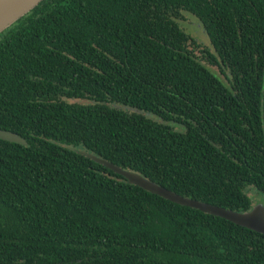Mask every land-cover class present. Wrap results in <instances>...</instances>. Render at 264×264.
Returning <instances> with one entry per match:
<instances>
[{
    "label": "trees",
    "instance_id": "trees-1",
    "mask_svg": "<svg viewBox=\"0 0 264 264\" xmlns=\"http://www.w3.org/2000/svg\"><path fill=\"white\" fill-rule=\"evenodd\" d=\"M0 128L27 142L0 138V264H264V234L81 152L233 210L264 199V0H41L0 32Z\"/></svg>",
    "mask_w": 264,
    "mask_h": 264
},
{
    "label": "water",
    "instance_id": "water-1",
    "mask_svg": "<svg viewBox=\"0 0 264 264\" xmlns=\"http://www.w3.org/2000/svg\"><path fill=\"white\" fill-rule=\"evenodd\" d=\"M41 0H0V32L7 28L16 19L27 13L31 8L37 5ZM0 138L8 141H14L27 144L26 140L11 130L0 128ZM88 157L96 162L103 164L105 167L112 169L116 173L122 175L128 183L135 184L150 193L157 194L174 203L185 205L200 211L225 218L237 225L249 228L261 234H264V204L257 203L251 209L246 211H238L219 205H214L198 199L180 195L163 185H160L140 173L124 169L106 159L100 158L92 153H87Z\"/></svg>",
    "mask_w": 264,
    "mask_h": 264
},
{
    "label": "rangeland",
    "instance_id": "rangeland-1",
    "mask_svg": "<svg viewBox=\"0 0 264 264\" xmlns=\"http://www.w3.org/2000/svg\"><path fill=\"white\" fill-rule=\"evenodd\" d=\"M183 15L185 16L183 19L178 20L184 30L189 33L195 41L198 43L199 47L195 48V53L198 56H201V59L204 63H206L213 71L217 72L218 75H220L223 79H225V76L223 75L221 69L217 65H211L207 62L206 58L202 56V52L200 50L204 48H208L211 52L213 51V47L211 46V43L209 41V38L205 32V30L202 27L201 22L191 13L184 11ZM248 193L254 197V200L257 199L256 192L254 189H250ZM257 202H254L253 205L257 203H263L264 199H257Z\"/></svg>",
    "mask_w": 264,
    "mask_h": 264
}]
</instances>
